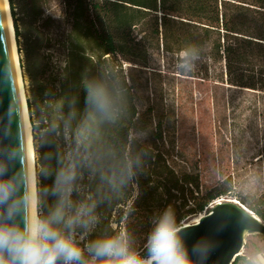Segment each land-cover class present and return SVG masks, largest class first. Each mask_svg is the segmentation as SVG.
I'll return each mask as SVG.
<instances>
[{
	"label": "trees",
	"instance_id": "trees-1",
	"mask_svg": "<svg viewBox=\"0 0 264 264\" xmlns=\"http://www.w3.org/2000/svg\"><path fill=\"white\" fill-rule=\"evenodd\" d=\"M9 6L21 67L29 80L27 105L35 152L42 155L36 160L37 173L39 166H55L54 160L46 159L49 153L67 157L62 143H68V152L74 151L72 132L62 125L67 101L79 98L82 106L85 83L99 78L117 95L123 94L124 115L115 124L101 126L96 148L121 156L128 151L133 156L148 153L142 156L144 165L136 179L138 194L130 207L134 211L120 213L119 227L126 224L131 233L139 230L144 245L153 219L165 208L174 210L181 227L224 197H236L264 221V194L252 201L235 195L232 176L201 193L198 176L174 168L163 151L162 124L145 121L125 79L114 83L111 78L125 63L148 67L151 54L162 50L202 59L204 81L264 97V0H9ZM52 51L64 56L58 70ZM54 123L61 125L56 132L50 131ZM150 125L155 132L152 145L132 137L134 132H148ZM50 184L40 177L41 187ZM87 187L95 197L98 178L94 176ZM122 195L97 209L109 228L113 213L124 203Z\"/></svg>",
	"mask_w": 264,
	"mask_h": 264
},
{
	"label": "clouds",
	"instance_id": "clouds-1",
	"mask_svg": "<svg viewBox=\"0 0 264 264\" xmlns=\"http://www.w3.org/2000/svg\"><path fill=\"white\" fill-rule=\"evenodd\" d=\"M67 107L62 125L72 132L75 149L66 158L49 153L46 159L55 166L39 173L34 152L19 133L0 127V264H204L206 247L201 242L186 247L171 207L153 219L144 252L137 250L127 227L97 230V209L137 179L142 156L148 153L121 156L96 148L101 126L124 115L123 94L117 95L104 80L87 81L82 106L79 98H72ZM60 126L52 124L50 131ZM84 172L98 178L99 190L95 197L76 199ZM40 177L51 184L41 187ZM247 264H264V249L249 255Z\"/></svg>",
	"mask_w": 264,
	"mask_h": 264
},
{
	"label": "rangeland",
	"instance_id": "rangeland-1",
	"mask_svg": "<svg viewBox=\"0 0 264 264\" xmlns=\"http://www.w3.org/2000/svg\"><path fill=\"white\" fill-rule=\"evenodd\" d=\"M51 58L55 70L64 66L61 53L55 52ZM21 59L19 54V63ZM21 71L28 99L29 80L22 67ZM111 78L114 83L125 79L136 109L144 115L145 121L162 124L163 151L178 171L199 177L201 193L232 176L235 195L251 197L252 201V197L264 194V159H261L264 156L263 96L204 81L202 59H189L184 53L166 54L162 50L151 54L148 67L125 63L116 68ZM153 130L154 126L150 125L148 132H134L132 137L152 145ZM37 135L41 138L40 131ZM61 146L68 156V143ZM35 154L36 160L42 158L40 153ZM40 170L39 166L38 173ZM92 179L94 175L89 173L81 175L76 199L91 197L87 183ZM137 194L135 180L123 190L124 203L113 213L110 228L119 227L116 220L122 211L126 212L132 206ZM227 200L239 201L236 197H224L214 202L210 210L217 202ZM196 217L185 220L181 226L193 224ZM105 222L100 219L98 231L109 229ZM132 234L135 247L143 252L144 237L139 230ZM244 243L237 264H245L244 259L249 255L264 249V237L260 235H248Z\"/></svg>",
	"mask_w": 264,
	"mask_h": 264
},
{
	"label": "water",
	"instance_id": "water-1",
	"mask_svg": "<svg viewBox=\"0 0 264 264\" xmlns=\"http://www.w3.org/2000/svg\"><path fill=\"white\" fill-rule=\"evenodd\" d=\"M0 127L19 133L26 144L25 121L3 0H0ZM186 247L201 242L204 264H233L248 235L264 237V221L236 200L220 201L200 221L181 226ZM195 259V258H194Z\"/></svg>",
	"mask_w": 264,
	"mask_h": 264
},
{
	"label": "bare ground",
	"instance_id": "bare-ground-1",
	"mask_svg": "<svg viewBox=\"0 0 264 264\" xmlns=\"http://www.w3.org/2000/svg\"><path fill=\"white\" fill-rule=\"evenodd\" d=\"M3 2H4L5 11H6L7 25H8L9 31H10L11 49H12L14 62H15V66H16L18 85H19V90H20V95H21L22 105H23V111H24L26 145L30 151L34 152V167L37 171L36 154H35V147H34V140H33V129H32V124H31L30 115H29V111H28V105H27V99H26V93H25V86H24L23 77H22V71H21V67H20V63H19L18 46L16 43V37H15L13 20H12L10 6H9V0H3ZM202 216L203 215L195 218V220L193 222L194 223L199 222L200 218Z\"/></svg>",
	"mask_w": 264,
	"mask_h": 264
}]
</instances>
